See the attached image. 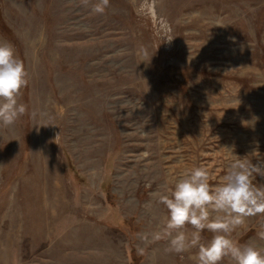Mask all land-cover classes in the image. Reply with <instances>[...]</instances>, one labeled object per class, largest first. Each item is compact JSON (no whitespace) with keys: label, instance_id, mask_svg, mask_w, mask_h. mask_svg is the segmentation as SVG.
I'll use <instances>...</instances> for the list:
<instances>
[{"label":"rangeland","instance_id":"374dc122","mask_svg":"<svg viewBox=\"0 0 264 264\" xmlns=\"http://www.w3.org/2000/svg\"><path fill=\"white\" fill-rule=\"evenodd\" d=\"M97 3L0 0L29 73L27 112L0 127V264H194L151 240L153 193L264 163V0ZM261 232L264 214L231 238L264 248Z\"/></svg>","mask_w":264,"mask_h":264},{"label":"clouds","instance_id":"9594fccd","mask_svg":"<svg viewBox=\"0 0 264 264\" xmlns=\"http://www.w3.org/2000/svg\"><path fill=\"white\" fill-rule=\"evenodd\" d=\"M108 5L109 0H99L93 10L103 13ZM28 84L29 73L14 46L0 42V127L14 125L27 112L18 97ZM235 157L219 184H210L209 171L199 166L174 178L166 191L153 193L167 213L151 240H165L170 253L196 249L194 264H221L225 258L232 264H264V248L242 245L231 238L248 218L264 214V186L253 182L254 175L264 177V163ZM205 230L212 235L202 242ZM259 235L264 239V232Z\"/></svg>","mask_w":264,"mask_h":264}]
</instances>
